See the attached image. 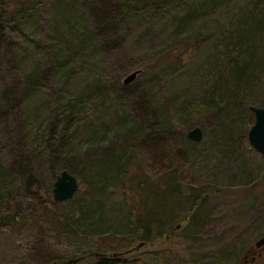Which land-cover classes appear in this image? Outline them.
Returning a JSON list of instances; mask_svg holds the SVG:
<instances>
[{
  "label": "rangeland",
  "instance_id": "1",
  "mask_svg": "<svg viewBox=\"0 0 264 264\" xmlns=\"http://www.w3.org/2000/svg\"><path fill=\"white\" fill-rule=\"evenodd\" d=\"M10 2L28 8L21 24L2 13ZM248 13L264 19V0H0V93L24 96L7 111L0 95V264H97L105 243L122 264H264V156L249 141L264 27L240 23ZM197 127L201 142L188 137ZM64 166L80 188L59 202ZM138 174L206 198L197 240L183 205L137 248Z\"/></svg>",
  "mask_w": 264,
  "mask_h": 264
},
{
  "label": "trees",
  "instance_id": "2",
  "mask_svg": "<svg viewBox=\"0 0 264 264\" xmlns=\"http://www.w3.org/2000/svg\"><path fill=\"white\" fill-rule=\"evenodd\" d=\"M14 5L15 3H8L6 9H1L2 13L4 12L9 14L11 13V9H13L12 12L14 13L13 16L15 18V22L21 24L23 19L26 17V13L29 14V10L28 8H25V10L19 11L21 8L20 6L24 5L20 3V6L17 4L19 8L17 9L16 14L14 8L15 6L17 7V5ZM248 16L249 17H245L244 20L240 21V23L244 24L245 22L249 21L251 22V25L255 26L256 24L257 26H262V28L264 27V19L256 18L254 13H248ZM2 27L3 25H0V29H2ZM4 30H0L1 44L6 43L5 35L3 33L5 32ZM238 30L235 31V29H233L234 33L245 35V33L249 31V28H240ZM17 87V85H12L9 87L5 86L4 89L1 90L0 95L3 98V101L9 104L7 111L16 109L19 106V103L23 102L22 99L24 96H21V94L17 91ZM51 147H53V157L59 160L63 155L62 147L60 146L61 148L59 149L54 148V146ZM66 168L67 167L64 166L62 169L66 171ZM128 183L131 188L130 192L131 190H135V192H137V195L134 196L136 198L132 200H130L132 198L130 192L127 193L131 223L133 225L134 232L138 234V240H140L144 245L146 243H154L156 240L163 239L166 236L168 233L166 227L173 221L172 218H174V215L177 217L178 214H180V210L175 211V209H178L183 205H191L190 208L187 207L191 210L189 213H192L190 216V221H188L187 224L186 237L188 239H195L207 225L209 214L206 212V198H202V194H199L198 192H193L190 195L182 197V192L175 184L173 177H168L163 181L162 184H154L148 177L142 178L138 174L133 177L129 176ZM147 198L150 200L149 202ZM142 199L148 202V207L146 203L144 204V200L142 202ZM186 202L187 204H185ZM144 205L146 208H144ZM142 208L144 211H142ZM182 211L184 210L182 209ZM14 219L16 222V218ZM0 225L2 226L1 223ZM172 231L173 228H169V232ZM101 245L104 246V248L99 249L98 253L96 254L97 264H122L121 256L124 253H121L123 249H119L118 244L114 245L113 243H105ZM126 247L130 248L131 245H126ZM109 251H113L114 254H108ZM90 255V253H86L85 257Z\"/></svg>",
  "mask_w": 264,
  "mask_h": 264
},
{
  "label": "water",
  "instance_id": "3",
  "mask_svg": "<svg viewBox=\"0 0 264 264\" xmlns=\"http://www.w3.org/2000/svg\"><path fill=\"white\" fill-rule=\"evenodd\" d=\"M135 77L136 75L129 76L126 83L132 82ZM251 110L255 114L256 121L249 131V141L255 149L264 156V108L253 106L251 107ZM188 137L195 142H201L203 139V131L199 127L194 128L188 133ZM79 188L80 184L78 179L68 171H63L55 183L53 191L54 199L59 202L71 200L75 197ZM263 245L264 237L256 243L257 247H261ZM143 246L144 244L142 243L137 248H141ZM75 262H77V260L71 261V263Z\"/></svg>",
  "mask_w": 264,
  "mask_h": 264
},
{
  "label": "flooded vegetation",
  "instance_id": "4",
  "mask_svg": "<svg viewBox=\"0 0 264 264\" xmlns=\"http://www.w3.org/2000/svg\"><path fill=\"white\" fill-rule=\"evenodd\" d=\"M255 248H256L258 251H260V255H261V254H262L261 251H262V249L264 248V245L261 246V247H257V246H256ZM253 260L255 261V260H256V257H254Z\"/></svg>",
  "mask_w": 264,
  "mask_h": 264
}]
</instances>
